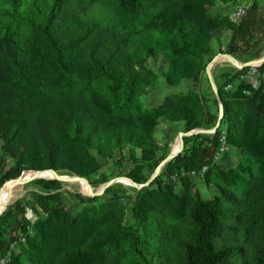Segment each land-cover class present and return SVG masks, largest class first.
Here are the masks:
<instances>
[{
    "label": "trees",
    "instance_id": "obj_1",
    "mask_svg": "<svg viewBox=\"0 0 264 264\" xmlns=\"http://www.w3.org/2000/svg\"><path fill=\"white\" fill-rule=\"evenodd\" d=\"M239 1L0 0V148L13 161L0 171V187L30 170L89 181L100 159L125 149L136 153V162L157 165V154L167 150L155 139L161 124L214 127L218 109L210 113L198 91L170 92L151 107L144 97L162 81L169 87L199 82L215 54L216 30L231 32L219 53L240 62L264 54L258 37L264 6L252 3L238 26L221 12ZM238 74L227 67L221 82L214 80L224 108L215 133L184 137L181 154L151 182L165 203L139 201L134 220L146 226L145 241L136 236L139 225L125 223L115 188L88 198L92 205L70 217L61 205L66 183L36 179L30 203L16 200L0 214V257L16 242L7 264H125L127 244L137 264H264V89ZM222 132L228 148L240 153L236 167L211 163ZM191 140L202 143L187 148ZM203 166L197 178L216 195L202 198L189 176L174 194L171 175ZM27 206L46 216L30 225Z\"/></svg>",
    "mask_w": 264,
    "mask_h": 264
},
{
    "label": "rangeland",
    "instance_id": "obj_2",
    "mask_svg": "<svg viewBox=\"0 0 264 264\" xmlns=\"http://www.w3.org/2000/svg\"><path fill=\"white\" fill-rule=\"evenodd\" d=\"M240 1L246 3L250 6L252 5V3H256L260 7L264 6V0H240ZM76 8H77V6H76ZM209 11L211 13L214 12L213 8H210ZM261 13L262 14L264 13L263 9L261 10ZM250 18H252V17L250 16ZM226 32H228L227 33L228 35H231L230 31H226ZM225 47H226L225 45H219L217 47V50H216L217 52L215 54L219 53V50H224ZM241 50H243L244 52L247 51V49H245L243 46H241ZM245 56H246V54L243 55L242 58L240 57V59H242V60L245 59ZM220 61L217 64H215L211 69L212 78H214V80H217V82H221V80L218 77L219 73L224 68H226L224 66L229 64L225 58H223ZM152 66H154V65L152 64ZM208 83H209V86L207 85L208 86L207 87V95L212 96L211 100L213 102L212 103L213 111L215 113L216 107L218 105V101L215 98V96L213 95L210 82H208ZM214 83H215V81H214ZM238 83H239V81H238ZM233 88H235V86H228L226 89L232 90ZM146 100H147V98L144 97L145 105L151 107V103L149 101H146ZM203 129H207V128H203ZM182 131H184V128L182 125L181 126H177V125L173 126V125L165 124V125H162L161 128H159V131L155 134V139L161 145L167 146V150H166V154L158 153L156 160H158L160 162L161 158H164L170 152L171 146L174 145V139L178 136V133H180ZM203 135L211 136L212 134H203ZM200 143H202L201 140H191L188 143L187 148H189V146H192L194 144L199 145ZM0 146H1V140H0ZM134 158H138V157H136V153L131 154L127 149H125L122 152L117 153L110 160H101L100 159L99 170L95 174H93L89 177L90 182H97V186L94 188V190H98L105 182H107L111 179L117 178V177H121V176H125V177L132 176V177L136 178V180L139 181L140 184H143V180H145V179L148 180L151 177L152 173L154 172L156 166L159 163L157 165H155L152 163V161L151 162H136V159H134ZM239 162H240L239 151L235 148H229L226 155H225L224 162H222L219 165V167L229 169V168L236 167L239 164ZM12 164H13V161L11 159L5 158L3 155V152L0 148V171L3 172L4 170H6L10 166H12ZM162 169H163V167H162ZM162 169H161V171H162ZM30 171H34V170H30ZM27 172L28 171H25V172H23V174H25ZM64 175L69 176L67 174H64ZM166 180L167 179L162 178L163 182H165ZM32 182H29L27 184L20 185V186H15L12 189L11 198H10L9 203H12L16 200H22V202H24L26 204L30 203L32 201V198H33L31 192L34 190H38V188H39L36 184H34ZM111 187L115 188V192L117 193L118 196H120L119 202L122 204L123 209H124L125 223L131 224L134 227L136 225H139L140 230H138L136 232V236L140 237L142 241H145L146 226H143L142 223H140V222L136 223L134 220V212L138 209V203L140 200L146 199V200H152L153 202H157V204L162 205V203L163 204L165 203L166 197L161 192H159L156 184H154L152 186L149 185V186L142 188V189H137V188H134L132 186H126V185H123L122 183H114L111 185ZM193 188H194V190H197L200 193V195L202 196V198H204V199H210L214 195H216V192L212 189L207 188L202 183L200 178H196L193 180ZM173 192H174V194H181L182 186L179 183H177V185L173 189ZM77 194H79V196ZM7 195H8V193H7ZM7 195L5 197V202L7 199ZM88 198H91V197H89L87 194L82 192L81 187L78 183H66V185L63 188L62 193H61V205L67 211V213L69 214L70 217H75L80 212H82L85 208L90 207V205H92V203L89 202ZM103 199L106 200L107 196H104ZM26 208H30V207L27 206ZM35 210H36L35 214L37 215V223H38L46 215H44L43 212L39 208H37ZM25 211H26V209H25ZM143 212L144 211H142L141 213H143ZM123 252H124L125 257H126L125 264H137V263H135L136 262L135 258L129 254L127 244L125 246H123ZM20 261L25 262L26 259L23 257V258H20Z\"/></svg>",
    "mask_w": 264,
    "mask_h": 264
},
{
    "label": "water",
    "instance_id": "obj_3",
    "mask_svg": "<svg viewBox=\"0 0 264 264\" xmlns=\"http://www.w3.org/2000/svg\"><path fill=\"white\" fill-rule=\"evenodd\" d=\"M263 22H264V17H263ZM222 57L225 58L233 68L238 69V70L247 68L251 65L264 63V54L260 58L252 59V60H249L246 62H240V61L236 60L234 57H232L231 55L223 54V53H217L210 59V61L208 62L207 66H206L205 74L207 76L208 81L211 84L213 95L215 96V98L218 101V105H217L218 115H217V119H216L214 127H212L211 129H194V130L182 131V132L178 133L177 137H178L179 144H178L177 148L174 151H170L159 162V164L156 166L154 172L152 173L151 177L145 183L138 184V183H135L134 181H132L131 179H129L128 177L121 176V177H117V178H114V179H111V180L105 182L98 190H94L92 188L90 182L85 178H81L78 176L59 175L58 173H56L53 170H43V171L34 170V171H31L32 174H27L29 172L28 171L25 175L22 173L18 178L9 180L3 184V185H5L6 183H9L11 188L8 192L6 202L3 205L0 204V214H2V212L5 210L6 206L9 204V201L11 198L12 187L24 185V184L32 182L33 180H36V179H47V180L55 179V180L61 181L63 183H78V184L83 182V183H85V185L87 187V193H85V194H87L89 197L102 196L104 194L106 188L110 187L118 179L127 180V181L131 182L132 187L137 188V189H142V188L149 186L151 184V182H153L159 176L162 167L166 163H168L169 161L173 160L176 156L181 154V152L183 150V145H184V140H183L184 137L194 136V135H198V134H213V133H215L216 129L220 126V122L224 116V108H223V103L220 101V99L218 97V91H217V87H216L214 80L212 78V75H211V69L215 64H217L221 60ZM47 173H49V175H45ZM0 193H1V188H0Z\"/></svg>",
    "mask_w": 264,
    "mask_h": 264
},
{
    "label": "built area",
    "instance_id": "obj_4",
    "mask_svg": "<svg viewBox=\"0 0 264 264\" xmlns=\"http://www.w3.org/2000/svg\"><path fill=\"white\" fill-rule=\"evenodd\" d=\"M250 5L239 1L236 4L230 5V6H225L222 8L221 12L223 15H226L228 20L233 24L238 26L244 18L247 16L248 11H249ZM262 64H255L251 65L247 68H244L246 70L239 71L238 74V80L246 82L251 86L253 89H258L260 87H263L264 89V70L261 69ZM228 145L225 142V135L222 132L221 134V139H220V146L219 148L215 151L211 163L220 165L222 162H224L225 155L228 151ZM208 166H203L199 171L196 170H191V171H180L179 173L173 174L169 177V180L179 183L180 184V179L185 176H189L191 178H197L198 176H201L205 173L207 170ZM167 183V181H165ZM26 220L29 222V224L33 225L37 221V215L31 208H26L25 214H24ZM29 234L32 235L33 232L31 228H28ZM20 242L25 241L24 236L19 237ZM18 251L17 249V243L14 242L10 245L8 252L0 257V264H7L10 261V258L12 255L16 254Z\"/></svg>",
    "mask_w": 264,
    "mask_h": 264
},
{
    "label": "crops",
    "instance_id": "obj_5",
    "mask_svg": "<svg viewBox=\"0 0 264 264\" xmlns=\"http://www.w3.org/2000/svg\"><path fill=\"white\" fill-rule=\"evenodd\" d=\"M228 32L223 31V30H216L213 33V40H212V49L215 51V53L217 52V47L219 45H225L228 43L229 39H230V35L227 34ZM258 37L260 39H264V35L260 32ZM222 48V47H221ZM224 67H232L230 64L224 66ZM225 69V68H224ZM214 80V78H213ZM208 79L207 76L205 74V72L203 74H201L200 80L199 82H193V81H184L182 82L180 85L176 86V87H169L167 86L164 81H162V87L159 91L157 92H153L150 93L148 96H146L147 100L151 103V106H154L156 104H158L166 94L170 93V92H176V93H186L188 91H198L202 96L205 97V99L207 100V104L209 106V111L210 113H214L213 111V105H212V100H211V95H207V87L209 86L208 83ZM208 85V86H207ZM168 125H177V126H183L182 123L179 124H172V123H167ZM162 125H165V123L161 124L158 127L157 132L159 131V128H161ZM184 128V127H183ZM156 132V133H157Z\"/></svg>",
    "mask_w": 264,
    "mask_h": 264
},
{
    "label": "bare ground",
    "instance_id": "obj_6",
    "mask_svg": "<svg viewBox=\"0 0 264 264\" xmlns=\"http://www.w3.org/2000/svg\"><path fill=\"white\" fill-rule=\"evenodd\" d=\"M222 59H223V58H221V60H222ZM220 62H221V61H220ZM178 144H179L178 137H176V138L174 139V145L171 146L170 151H174V150L177 148ZM25 174H26V173H25ZM25 174H24V175H25ZM27 174H32V172L29 171ZM45 175H49V173H47V174H45ZM115 183H122L123 185H126V186H132L131 182H129V181H127V180H122V179H118V180H116ZM79 185H80V187H81L82 192H83V193H87V187H86L85 183L81 182ZM10 188H11V187H10V184H7V185H5V186H3V187L1 188V193H0V204L3 205V204L5 203V197H6L7 193L9 192ZM13 188H14V187H12V189H13Z\"/></svg>",
    "mask_w": 264,
    "mask_h": 264
}]
</instances>
